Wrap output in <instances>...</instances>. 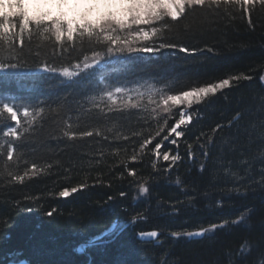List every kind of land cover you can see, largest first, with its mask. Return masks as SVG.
Here are the masks:
<instances>
[{"label": "trees", "instance_id": "1", "mask_svg": "<svg viewBox=\"0 0 264 264\" xmlns=\"http://www.w3.org/2000/svg\"><path fill=\"white\" fill-rule=\"evenodd\" d=\"M158 1L161 4L159 8L165 9L162 1ZM222 7L230 15L235 12V19L193 14L189 20L195 34L183 41L201 49L211 47L214 51H204L203 55L196 56L180 54L181 57L174 62L164 58L149 60L146 65L133 66L127 73L129 77H156L159 82L172 80L178 88L210 84L241 73L258 77L264 72V9H258L253 17L256 23V31L253 32L239 15V9L247 7L246 3ZM50 19L51 23L42 16H28L22 0H15L11 11L3 9L0 12V47L8 41L23 38L24 56L33 66L39 59L52 60L54 52L57 64L91 54L89 45L82 44L77 35L81 30L79 25L70 26L63 18ZM29 39L31 44H28ZM74 41L76 48L82 51H72L70 56L67 49L60 53L62 45ZM111 63L118 65L119 61ZM21 74L27 78L19 84L15 81L0 82V91L14 93L29 101L37 98L56 100L68 93L79 96L97 79L93 76L86 83L68 86L62 85L54 74L28 71ZM116 76H119L118 72L115 76L110 74V79ZM196 107L201 118L189 126L185 138L193 145L195 155L186 158L178 169L163 171L166 164L160 161L162 170L157 175L150 168L154 159L150 154L142 164L132 165L129 158V166L143 169L144 176L152 173L154 177L151 191L146 196H140L127 180L121 182L118 179L123 167L118 159L108 156L101 157L102 162L98 161V150L102 146L106 152L114 151L107 141L101 145L90 139L73 146L72 142L48 139L52 128L49 122L42 133L46 143L37 145L36 153L30 158L39 163L59 159L63 166L53 169L52 174L43 178H34L27 186H17V190L0 195V218L7 221L0 224V264L22 260L30 264H229L230 260L235 264H261L264 260V228L260 225L264 217V187L259 181L264 176L260 172L264 168V162L260 161L261 137H264V87L258 79L241 81L218 93L210 103ZM238 114L240 120L227 127ZM171 116L164 114L159 117V123L150 130L146 129V134L155 135L164 127L165 119L171 123ZM216 124L226 127L216 133L205 158L200 147L204 140L201 138L197 143V137L201 132L212 135L211 130ZM165 147L175 150L176 146L165 142ZM179 150L182 155L186 154L184 142H180ZM125 158L122 154L119 159ZM246 159H249V164H242L241 161ZM201 161L206 164L203 171ZM68 168L72 169L70 173L66 171ZM229 169L236 175H228ZM99 175L104 180L103 186L96 183L95 178ZM68 176L71 179H67ZM177 176L182 180L180 185L175 183ZM87 177H91L88 179L89 189L68 198L54 194ZM233 186L240 188V193L231 192ZM120 190L129 192V197L109 201L108 198L117 197ZM24 192L36 197L38 203L12 207L8 201L22 199ZM218 201H222L224 206H217ZM173 205H176L175 213ZM249 208L255 210L250 223L208 233L199 239H176L170 235L172 231H198L213 222L235 219ZM52 209H56L53 216H47L46 213ZM140 211L145 212V218L133 225L131 215ZM113 222L126 225L124 232L115 242L101 239V234ZM152 230L163 233L158 244L138 239V232ZM93 238H96L94 247H87L84 253L76 251ZM245 239L252 242L253 251L241 257L238 250Z\"/></svg>", "mask_w": 264, "mask_h": 264}, {"label": "snow or ice", "instance_id": "2", "mask_svg": "<svg viewBox=\"0 0 264 264\" xmlns=\"http://www.w3.org/2000/svg\"><path fill=\"white\" fill-rule=\"evenodd\" d=\"M242 3H246L247 7L239 9L240 18L246 22L250 31L255 32L256 23L253 17L258 9H264V0H179L178 4L170 8L157 9L151 15H145L144 9L132 0H91L83 8L77 4L61 9L58 13L65 23L80 26L81 30L77 35L82 44L89 45L90 55H81L57 64L54 52L52 60L39 59L33 66L29 65L24 56L23 38L8 41L0 47V82L15 81L19 84L27 78L21 74L22 71L56 74L59 82L68 86H78L88 82L93 76L97 77L79 96L74 97L68 93L56 100L37 98L35 101H29L14 93L0 91V195L17 190V186H27L34 178H43L52 174L53 169L63 166L59 159L39 163L36 159L30 158L36 153L37 145L46 143L42 133L49 122L52 128L48 132V139L54 138L62 143L72 142L73 146L77 142H89L90 139L101 145L107 141L109 147H114V151L106 152L102 146L98 150V161L102 162L101 157L108 156L118 159L123 166L118 173V179L121 182L127 180L130 187L134 186L140 196L148 195L151 191V182L154 180L152 173L144 176L143 169L138 170L135 166H129V158L132 165L142 164L145 157L150 154L154 157L150 168L157 175L162 170L160 161L166 164L163 171L171 172L174 168L178 169L186 158L195 155L192 151L193 145L185 138L189 126L201 118L196 106L210 103L218 93L233 88L241 81L258 79L264 87V72L258 77L243 73L231 75L210 84L187 88H178V84L172 80L159 82V78L156 77L132 79L127 73L133 66L146 65L149 60L164 58L174 62L181 57L180 54L196 56L203 55L204 51H214L211 47L201 49L183 42L196 31L189 17L200 13L210 14L211 17L222 15L234 20L236 13L230 15L222 5ZM137 10L139 19L134 18ZM259 18L258 16L257 19ZM46 19L51 23L50 18ZM31 43L29 39L28 44ZM65 49L69 56L72 51H82L76 48L75 41L62 45L60 53L63 54ZM113 60H118V65L112 64ZM117 72L119 76L110 79V74L115 76ZM164 114H172L171 123L165 119L164 127L155 135L146 134L145 130L155 127L159 123V117ZM240 118L238 114L227 127ZM225 127L226 125L216 124L210 136L204 132L200 133L196 142L199 143L201 138L204 140L200 145L202 156L207 158L208 148L214 143L216 133ZM162 133L165 134L161 135ZM165 142L176 146L175 150L166 148ZM180 142L186 145L185 155L179 150ZM260 148L262 152L260 161L264 162V137H261ZM122 154L125 159H119ZM241 163L249 164V159L242 160ZM200 167L203 171L206 164L201 161ZM66 171L70 173L72 169L68 168ZM260 172L264 173V168H261ZM227 174L236 175L231 169ZM66 178L71 179L70 176ZM90 178L81 179L74 186H65L54 194L68 198L87 190L91 187L88 183ZM95 179L96 183L103 186L102 175ZM175 183L182 184L179 176L176 177ZM259 183L264 187V176H261ZM230 191L240 193V188L233 186ZM22 197L8 202L14 208L38 203V199L27 192H24ZM128 197L129 192L120 190L117 197L110 196L108 199L111 201L115 198ZM217 206L223 207L224 204L218 201ZM172 207L175 213L176 205ZM55 211L56 209H52L46 214L51 217ZM254 211L251 208L245 209L235 219L226 218L220 222H213L198 231H172L170 235L176 239L204 238L208 233L250 223ZM144 218V211L137 212L131 215V223L135 225ZM4 223L7 221L0 218V224ZM260 225L264 228V217L261 218ZM125 227L126 225L119 222H113L100 238L115 242ZM161 235L163 233L157 230L137 233L139 240H154L157 243L160 242ZM95 245L96 238H93L76 251L83 252L84 247ZM252 251V242L245 239L238 250V256H248ZM20 264L26 262L20 261ZM229 264H235V261L230 260ZM261 264H264V260Z\"/></svg>", "mask_w": 264, "mask_h": 264}, {"label": "rangeland", "instance_id": "3", "mask_svg": "<svg viewBox=\"0 0 264 264\" xmlns=\"http://www.w3.org/2000/svg\"><path fill=\"white\" fill-rule=\"evenodd\" d=\"M166 8L179 3V0H161ZM91 0H22L23 9L28 16H42L47 18H63L58 13L61 9H67L73 5H79L81 8L85 7ZM132 2L140 5L145 13H153L160 9V1L158 0H132ZM15 0H0V12L6 10L11 11ZM151 10V11H150ZM139 10H137V15ZM136 15V16H137ZM73 24L70 23V26ZM56 75V74H54Z\"/></svg>", "mask_w": 264, "mask_h": 264}, {"label": "water", "instance_id": "4", "mask_svg": "<svg viewBox=\"0 0 264 264\" xmlns=\"http://www.w3.org/2000/svg\"><path fill=\"white\" fill-rule=\"evenodd\" d=\"M169 214H170V213H169ZM156 243H157V242H156ZM85 245H87V244L80 245L78 248H80V247H82V246H85ZM85 249H86V247H84L83 252H79V253H84V252H85ZM22 261H25L26 264H30L27 260H22ZM14 264H20V262H17V263H14Z\"/></svg>", "mask_w": 264, "mask_h": 264}, {"label": "bare ground", "instance_id": "5", "mask_svg": "<svg viewBox=\"0 0 264 264\" xmlns=\"http://www.w3.org/2000/svg\"><path fill=\"white\" fill-rule=\"evenodd\" d=\"M191 239H199V238H191ZM86 244H88V243H86ZM83 245V244H82ZM87 248V247H86ZM85 251H86V249H85Z\"/></svg>", "mask_w": 264, "mask_h": 264}]
</instances>
